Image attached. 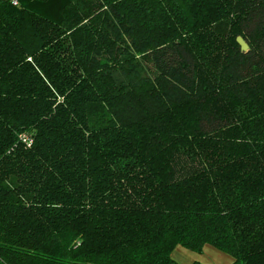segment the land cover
<instances>
[{
	"label": "trees",
	"instance_id": "16d2710c",
	"mask_svg": "<svg viewBox=\"0 0 264 264\" xmlns=\"http://www.w3.org/2000/svg\"><path fill=\"white\" fill-rule=\"evenodd\" d=\"M206 244L264 264V0H0V264Z\"/></svg>",
	"mask_w": 264,
	"mask_h": 264
},
{
	"label": "rangeland",
	"instance_id": "374dc122",
	"mask_svg": "<svg viewBox=\"0 0 264 264\" xmlns=\"http://www.w3.org/2000/svg\"><path fill=\"white\" fill-rule=\"evenodd\" d=\"M172 257L176 264H192L193 262L229 264L232 261V257L229 254L209 244H206L201 251L177 245L172 252Z\"/></svg>",
	"mask_w": 264,
	"mask_h": 264
},
{
	"label": "water",
	"instance_id": "95a60500",
	"mask_svg": "<svg viewBox=\"0 0 264 264\" xmlns=\"http://www.w3.org/2000/svg\"><path fill=\"white\" fill-rule=\"evenodd\" d=\"M236 40H237V43L239 44L240 49L242 51L248 50L249 46H248L247 42L240 35L237 36Z\"/></svg>",
	"mask_w": 264,
	"mask_h": 264
},
{
	"label": "built area",
	"instance_id": "2783aa9c",
	"mask_svg": "<svg viewBox=\"0 0 264 264\" xmlns=\"http://www.w3.org/2000/svg\"><path fill=\"white\" fill-rule=\"evenodd\" d=\"M8 2H11L13 5H16L18 3V0H5ZM28 142H31V140H28Z\"/></svg>",
	"mask_w": 264,
	"mask_h": 264
}]
</instances>
